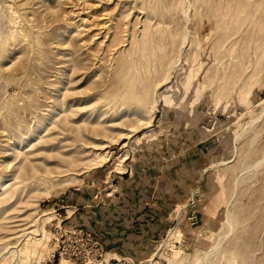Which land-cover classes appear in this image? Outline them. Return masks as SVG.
Segmentation results:
<instances>
[{"label": "rangeland", "instance_id": "374dc122", "mask_svg": "<svg viewBox=\"0 0 264 264\" xmlns=\"http://www.w3.org/2000/svg\"><path fill=\"white\" fill-rule=\"evenodd\" d=\"M142 172L143 254L69 222ZM0 173V264H264V0H0Z\"/></svg>", "mask_w": 264, "mask_h": 264}, {"label": "crops", "instance_id": "0c3cea01", "mask_svg": "<svg viewBox=\"0 0 264 264\" xmlns=\"http://www.w3.org/2000/svg\"><path fill=\"white\" fill-rule=\"evenodd\" d=\"M127 183L123 199L117 198L118 193H115L112 200L114 212L107 226L99 219V210L83 213L79 206L72 210L73 217L69 222L75 226L87 225L94 228L99 225L97 228L106 233L104 243L110 251L143 254L144 231L149 233L148 238H152L153 234H157L154 230L161 228L164 222H161L158 213L148 216L146 213L153 211L144 210V172L131 176Z\"/></svg>", "mask_w": 264, "mask_h": 264}, {"label": "bare ground", "instance_id": "6f19581e", "mask_svg": "<svg viewBox=\"0 0 264 264\" xmlns=\"http://www.w3.org/2000/svg\"><path fill=\"white\" fill-rule=\"evenodd\" d=\"M138 82H139V79H138V76L136 74H134V75H127V76H125V78L122 79V83L125 84V86H124L125 92L123 93V98L122 99L125 100V101H129V102L131 100H134L135 101V107H134L133 113H135L137 111V109L144 107L143 95H140V94H138V93L135 92V88L138 85ZM70 111L72 112L73 109H71ZM32 117H33V115L28 114V117L27 118L29 119L30 122L32 120ZM47 119L48 118H44L43 117L40 120L41 122L39 124H35V125H34L35 121L33 122L32 125H34V126H32L33 127V129L31 130L32 133L30 132L32 135H30V137L27 139L26 144L29 143L33 138H36L38 136V133L40 132V130L44 129V127L46 125V122H47ZM94 121H96V119ZM25 132H26V130L25 131L22 130V132L20 134H18L17 137L14 136L15 138H12V136H9V135L8 136H4V138L2 139V142H4V144L2 145V147L4 148V150L5 151H10V154H12V155L18 154V149L19 148H22V144L20 143V139L23 138V133H25ZM11 139H13V141ZM30 145H31V143H30ZM37 146L38 147L36 149H46V150H49V149H51V146H53V142L49 138H44V139H42L40 141V143ZM33 155L34 154H33V152L31 150L24 153V159L28 160L29 163H30V165H33V162H31V158H32ZM68 159L66 160V156L65 155L62 156V153L60 152L59 155H58V157H57V159L54 158V161H55L54 163L56 164V167H58V168H61L64 165L70 167L72 165V161L74 159L71 158L70 161H68ZM102 159H103L102 156H98V160L101 161ZM43 160H44V162L46 164L48 163L47 162L48 158H43ZM70 169L71 168H67V170H70ZM50 171L52 172V170H50ZM53 171H57V170H53ZM58 171L61 172V171H64V169H62V170L60 169ZM2 176H3V173H0V178ZM20 193H21V190H19L18 187H16V186L14 188L12 187V188H10V192L7 195V197H5L4 200L5 201L6 200H10V199H12L14 197L17 199L19 197V194ZM6 198H8V199H6ZM61 264H66V261L65 260H62L61 261Z\"/></svg>", "mask_w": 264, "mask_h": 264}, {"label": "built area", "instance_id": "2783aa9c", "mask_svg": "<svg viewBox=\"0 0 264 264\" xmlns=\"http://www.w3.org/2000/svg\"><path fill=\"white\" fill-rule=\"evenodd\" d=\"M79 232H82V230H80Z\"/></svg>", "mask_w": 264, "mask_h": 264}]
</instances>
